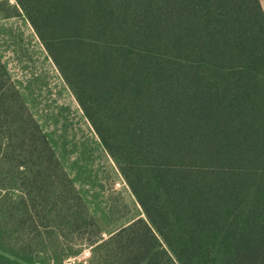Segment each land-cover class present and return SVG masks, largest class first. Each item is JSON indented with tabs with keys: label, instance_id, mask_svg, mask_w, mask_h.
Masks as SVG:
<instances>
[{
	"label": "trees",
	"instance_id": "16d2710c",
	"mask_svg": "<svg viewBox=\"0 0 264 264\" xmlns=\"http://www.w3.org/2000/svg\"><path fill=\"white\" fill-rule=\"evenodd\" d=\"M14 15L130 203L54 151L0 57V264H264L262 0H0Z\"/></svg>",
	"mask_w": 264,
	"mask_h": 264
},
{
	"label": "rangeland",
	"instance_id": "374dc122",
	"mask_svg": "<svg viewBox=\"0 0 264 264\" xmlns=\"http://www.w3.org/2000/svg\"><path fill=\"white\" fill-rule=\"evenodd\" d=\"M10 2L14 4L16 0ZM262 5L264 8V0ZM0 57L7 64L13 83L27 94L30 110L37 122H42L51 143L56 145L54 151L60 156L68 154L74 157L77 156L76 148L86 149L87 156L93 153L96 162L105 171L101 183L104 187L99 191L106 197L109 192L112 193V189L129 201L122 176L100 144L74 93L24 16L0 17ZM112 195L118 198L117 193ZM90 255V250L85 248L68 264L88 263Z\"/></svg>",
	"mask_w": 264,
	"mask_h": 264
}]
</instances>
